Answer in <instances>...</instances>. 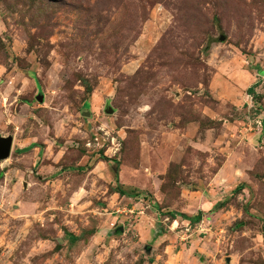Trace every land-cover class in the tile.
Here are the masks:
<instances>
[{"label":"rangeland","instance_id":"obj_1","mask_svg":"<svg viewBox=\"0 0 264 264\" xmlns=\"http://www.w3.org/2000/svg\"><path fill=\"white\" fill-rule=\"evenodd\" d=\"M0 135V264H264V0H0Z\"/></svg>","mask_w":264,"mask_h":264},{"label":"water","instance_id":"obj_2","mask_svg":"<svg viewBox=\"0 0 264 264\" xmlns=\"http://www.w3.org/2000/svg\"><path fill=\"white\" fill-rule=\"evenodd\" d=\"M39 100H41L40 97H39ZM86 115H88V113ZM11 146H12L11 136H1L0 135V161L6 159L9 156Z\"/></svg>","mask_w":264,"mask_h":264},{"label":"trees","instance_id":"obj_3","mask_svg":"<svg viewBox=\"0 0 264 264\" xmlns=\"http://www.w3.org/2000/svg\"><path fill=\"white\" fill-rule=\"evenodd\" d=\"M117 172H118V170L116 169V168H113V175L114 176H117ZM117 193H119L120 195H123V196H126V194H125V192H123V190H117L116 191ZM184 217H186V216H184ZM189 219V218H188ZM193 218H190V220H192Z\"/></svg>","mask_w":264,"mask_h":264}]
</instances>
